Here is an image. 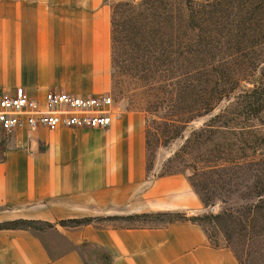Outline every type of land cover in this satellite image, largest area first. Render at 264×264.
<instances>
[{
  "label": "crops",
  "instance_id": "0c3cea01",
  "mask_svg": "<svg viewBox=\"0 0 264 264\" xmlns=\"http://www.w3.org/2000/svg\"><path fill=\"white\" fill-rule=\"evenodd\" d=\"M112 0H0V94L22 88L100 95L108 89ZM142 117L118 110L104 128L21 127L0 131V222L51 223L34 233L0 228V264H239L189 220L159 226H77L60 220L104 214L197 211L179 173L144 175Z\"/></svg>",
  "mask_w": 264,
  "mask_h": 264
},
{
  "label": "rangeland",
  "instance_id": "374dc122",
  "mask_svg": "<svg viewBox=\"0 0 264 264\" xmlns=\"http://www.w3.org/2000/svg\"><path fill=\"white\" fill-rule=\"evenodd\" d=\"M109 9L112 109L142 117L144 175L182 174L201 206L76 219L98 227L189 219L239 264H264V0H112ZM0 226L40 233L52 224ZM82 257L106 260L91 245Z\"/></svg>",
  "mask_w": 264,
  "mask_h": 264
},
{
  "label": "built area",
  "instance_id": "2783aa9c",
  "mask_svg": "<svg viewBox=\"0 0 264 264\" xmlns=\"http://www.w3.org/2000/svg\"><path fill=\"white\" fill-rule=\"evenodd\" d=\"M114 113L106 93L74 95L49 89L41 100L28 96L22 88L0 94V131L5 134L21 127L104 128Z\"/></svg>",
  "mask_w": 264,
  "mask_h": 264
},
{
  "label": "trees",
  "instance_id": "16d2710c",
  "mask_svg": "<svg viewBox=\"0 0 264 264\" xmlns=\"http://www.w3.org/2000/svg\"><path fill=\"white\" fill-rule=\"evenodd\" d=\"M204 104V103H203ZM212 106H213V104H207V103H205L204 104V107H205V110H206V108L207 107H209V110L212 108ZM22 220V219H21ZM86 220H88V219H85V220H78V219H68V220H60V221H58L57 223L59 224V225H63L65 222H69V223H73V225H71V226H77V225H81V224H85V223H88V221H86ZM189 220V219H188ZM12 221H14V220H12ZM82 221H86L85 223H83ZM191 221V220H190ZM14 226H5V227H1L0 226V228H13Z\"/></svg>",
  "mask_w": 264,
  "mask_h": 264
}]
</instances>
